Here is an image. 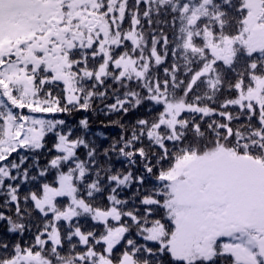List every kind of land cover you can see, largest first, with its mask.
Returning a JSON list of instances; mask_svg holds the SVG:
<instances>
[{"label": "snow or ice", "instance_id": "1", "mask_svg": "<svg viewBox=\"0 0 264 264\" xmlns=\"http://www.w3.org/2000/svg\"><path fill=\"white\" fill-rule=\"evenodd\" d=\"M0 264H264V0H0Z\"/></svg>", "mask_w": 264, "mask_h": 264}]
</instances>
